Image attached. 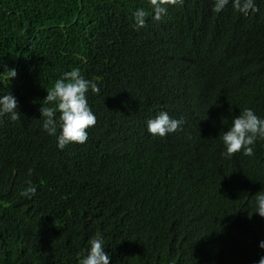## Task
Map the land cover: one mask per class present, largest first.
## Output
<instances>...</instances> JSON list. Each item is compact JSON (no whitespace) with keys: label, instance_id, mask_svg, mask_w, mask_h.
<instances>
[{"label":"trees","instance_id":"trees-1","mask_svg":"<svg viewBox=\"0 0 264 264\" xmlns=\"http://www.w3.org/2000/svg\"><path fill=\"white\" fill-rule=\"evenodd\" d=\"M213 4L165 2L155 20L149 0H0V95L19 113L0 116V264H77L97 233L110 264L264 256V139L251 156L222 155L220 139L243 109L264 117V0ZM73 68L99 87L96 123L60 150L40 110ZM160 111L180 129L149 134Z\"/></svg>","mask_w":264,"mask_h":264},{"label":"clouds","instance_id":"clouds-1","mask_svg":"<svg viewBox=\"0 0 264 264\" xmlns=\"http://www.w3.org/2000/svg\"><path fill=\"white\" fill-rule=\"evenodd\" d=\"M165 2L176 4L182 0H149L153 11V19L159 20L166 12ZM230 0H214L213 11L220 12ZM233 6L241 12H247L253 8L254 0H232ZM146 11L137 8L133 12V19L137 29L145 26ZM11 78L17 73L15 69H8ZM98 93L99 87L85 79L78 68L66 71L58 78L51 90L47 91L46 101L53 104L52 107L41 108L43 117L42 128L50 136L56 137L57 148L63 150L69 143L83 144L88 139V129L95 125L96 116L89 106L87 93ZM59 113L56 118V113ZM8 114L12 120L18 118L17 101L11 93L0 95V116ZM181 119L170 117L167 111H160L154 118L146 121L149 134L165 137L178 131L182 125ZM60 131L57 135V128ZM224 146L222 155L231 156L241 152L243 155L251 156L253 146L258 139H264V117L255 114L251 108L240 111L238 116L231 120L230 127L220 136ZM35 186H29L22 195L29 193L34 195ZM255 212L264 217V191L255 195ZM259 247L264 249V240L259 242ZM104 238L97 233L95 237L88 240V247L83 255L78 254L77 264H110V254L105 251ZM256 264H264V256H261Z\"/></svg>","mask_w":264,"mask_h":264}]
</instances>
